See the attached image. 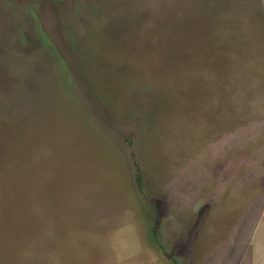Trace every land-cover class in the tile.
I'll list each match as a JSON object with an SVG mask.
<instances>
[{
    "label": "rangeland",
    "instance_id": "374dc122",
    "mask_svg": "<svg viewBox=\"0 0 264 264\" xmlns=\"http://www.w3.org/2000/svg\"><path fill=\"white\" fill-rule=\"evenodd\" d=\"M0 264H264V0H0Z\"/></svg>",
    "mask_w": 264,
    "mask_h": 264
},
{
    "label": "trees",
    "instance_id": "16d2710c",
    "mask_svg": "<svg viewBox=\"0 0 264 264\" xmlns=\"http://www.w3.org/2000/svg\"><path fill=\"white\" fill-rule=\"evenodd\" d=\"M136 181L138 183L140 192H142L143 191V178H142V175H141V173L139 171L137 172V175H136ZM152 230H153V237L156 239V243L158 244L159 247H161L163 249V246L159 243V241L157 239V233H156L155 228H152ZM167 256L170 259H172L169 255H167Z\"/></svg>",
    "mask_w": 264,
    "mask_h": 264
}]
</instances>
